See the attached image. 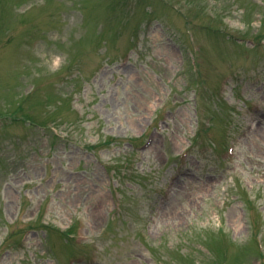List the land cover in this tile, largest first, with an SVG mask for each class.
<instances>
[{"label":"rangeland","instance_id":"374dc122","mask_svg":"<svg viewBox=\"0 0 264 264\" xmlns=\"http://www.w3.org/2000/svg\"><path fill=\"white\" fill-rule=\"evenodd\" d=\"M0 264H264V0H0Z\"/></svg>","mask_w":264,"mask_h":264}]
</instances>
